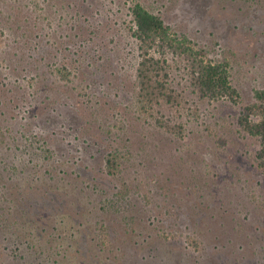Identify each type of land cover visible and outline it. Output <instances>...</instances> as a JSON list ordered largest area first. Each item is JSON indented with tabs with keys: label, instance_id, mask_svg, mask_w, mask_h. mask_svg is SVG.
Segmentation results:
<instances>
[{
	"label": "trees",
	"instance_id": "16d2710c",
	"mask_svg": "<svg viewBox=\"0 0 264 264\" xmlns=\"http://www.w3.org/2000/svg\"><path fill=\"white\" fill-rule=\"evenodd\" d=\"M131 1V24L124 31L127 53L117 44L104 50L97 40V25L82 23V18L89 19L85 17L89 2L25 0L7 17L15 22L6 27L5 38H11L0 47L5 62V67L0 66V264L230 262L231 250L220 243L239 241L231 235L237 230L232 209L218 225L211 222L212 213L210 223H203L205 210L197 208V215L188 212L186 199L169 204L162 188L149 185L145 167L129 169L126 161L133 162L139 154L119 148L116 133L111 137V118L104 117L106 125L92 124L79 112L82 102L56 90L62 82L86 76L88 102L91 108L98 106L101 78L114 65L126 69L120 63L129 59L134 112L153 119L158 133L175 143L183 141L187 126L172 120L162 107L179 109L186 101L174 86L171 59L184 63L192 92L200 99L239 103L227 59L212 57L186 32L173 29L139 1ZM194 18L212 23L200 10ZM57 19L62 22L55 25ZM225 27L228 35L218 34L220 39L242 40L230 35L233 29L228 22ZM238 29L237 34L243 33ZM58 35L64 41L68 38L76 64H58L51 54L52 40ZM254 93L256 100L241 107L236 122L239 132L255 139L253 165L264 173V89ZM132 175L134 186L127 180ZM211 207L206 204L203 209ZM192 221L198 230L190 234ZM220 230L222 234L213 232ZM218 244L226 257L224 252L208 250ZM198 255L204 257L202 262Z\"/></svg>",
	"mask_w": 264,
	"mask_h": 264
},
{
	"label": "rangeland",
	"instance_id": "374dc122",
	"mask_svg": "<svg viewBox=\"0 0 264 264\" xmlns=\"http://www.w3.org/2000/svg\"><path fill=\"white\" fill-rule=\"evenodd\" d=\"M53 1L58 3L59 0ZM75 1L79 5L81 2H89V12L85 14V17L89 19L82 18V23L91 21L90 24L97 25V33L100 35L97 40L102 44L103 49L106 50L112 44H117L122 45L125 48L124 53H127L130 47L127 46L124 31H128L131 24L129 6L132 1ZM136 1L149 11L160 15L173 29L186 32L200 45L205 46L212 57L227 59L231 67V82L240 93L239 103L235 105L222 100L214 102L200 99L192 92L184 63L177 58L171 59L174 86L181 91L183 100L186 101L179 109L162 107V111L172 120L180 121L187 126L183 141L175 143L176 141L158 133L153 119L144 116L140 118L138 113L134 112L130 101V82L127 78L128 70H130L129 59H122L120 63L126 69H120L114 65L101 78L103 84L99 89L100 97L96 100L99 102L98 106L91 108L88 102L86 93L89 89L86 88L87 83L84 81L86 76L73 78L72 82L67 84L62 82L56 90L60 93L68 92L70 97L77 102H82L79 112L88 120L90 119L92 124L97 125L101 121L103 125L112 123L111 137L115 132L119 140V148L124 152L131 150L135 152L134 154H139L133 162L126 161L129 169L131 167L132 170H142L145 167L146 174L150 177L149 185L151 188H162V196L169 204L186 199L183 200V204L188 212L197 215V208L201 212L205 210L207 216L203 223H210L208 217L212 213L215 216L211 222L215 221L218 225L223 223L224 216L225 219L227 218V211L230 212L232 209V212H235L233 224L237 230L231 235L239 241L232 239L236 242L234 245L228 242L220 243L233 251L228 252L229 264H255L256 261H258L257 264H264V225H262L264 173L253 165V153L257 146L255 139L244 132H239L236 122L241 107L256 100L254 90L264 89V0ZM24 2L25 0L23 3L22 0H0V47L3 46L4 41L11 38H5L8 34L6 27L10 21L15 22L14 18L7 20L10 18L7 17L11 16L12 10L16 11L19 6L24 5ZM199 10L212 23L207 20L205 23L201 19L196 20L194 15ZM67 16L69 15L65 17ZM60 22L62 20L57 19L54 24H60ZM227 22L230 24L229 29H233L230 35L240 37L241 41H236L230 36H228L229 39L218 37V34L228 35L225 27ZM234 24L236 27L231 26ZM75 25L80 26L79 23ZM197 28L198 32H196ZM214 28L216 32L212 31ZM238 28L241 29L240 32L243 31L241 35L236 33V31L239 32ZM53 39L51 54L56 62L76 64L77 60L74 58L77 56L71 55L73 48L69 47L70 44L66 41L68 38L66 37L64 41L58 35ZM101 60L98 59L99 62ZM0 66L5 67L1 57ZM17 71L20 70L17 69ZM26 73L28 71H24V74ZM96 96L93 99H96ZM104 117L111 119L107 122L104 121ZM168 147L172 148L170 152H164ZM194 150L198 154H189ZM127 180L132 186L136 184L133 175ZM118 181H121L120 177ZM206 204L212 206L211 209H203ZM240 210L242 212H237ZM193 223V221L190 222V234L193 233L192 230H198L197 225L194 226ZM257 225L260 226L259 230L255 229ZM213 232L222 234L221 230ZM238 233L241 235H237ZM203 234L206 233L203 232ZM228 235L227 233L226 236ZM193 237L194 235L191 236L190 241ZM183 238L185 241L189 240L186 235ZM220 244L216 248L208 249L210 253L217 251L223 253L225 250ZM188 246L192 250L196 249L191 246V243H188ZM206 252L207 249L204 250L205 254ZM223 256L226 257L225 252ZM197 258L200 262L204 259L201 255ZM219 262L222 261L215 263Z\"/></svg>",
	"mask_w": 264,
	"mask_h": 264
}]
</instances>
